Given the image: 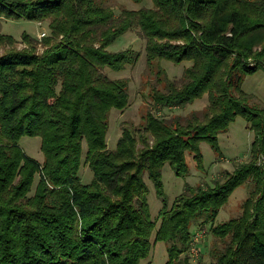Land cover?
Listing matches in <instances>:
<instances>
[{
	"label": "trees",
	"instance_id": "trees-1",
	"mask_svg": "<svg viewBox=\"0 0 264 264\" xmlns=\"http://www.w3.org/2000/svg\"><path fill=\"white\" fill-rule=\"evenodd\" d=\"M152 3L116 15L104 0H0V17L49 28L40 40L24 32L28 47L0 53V264H141L158 241L167 244L168 264H192L198 223L210 224L214 240L206 264H264V103L242 88L246 75L264 70V0ZM133 28L145 39L148 68L156 67L154 107L138 125L124 121L110 149V113L127 107L129 79L105 69L122 70L140 52L109 47ZM15 41L0 34V46ZM163 60L190 64L175 79ZM204 96L201 110L157 113ZM238 115L254 134L248 159L212 184L187 183L169 203L164 165L187 175L190 156L203 171L201 143L222 157L219 134ZM23 136H40L42 162L22 148ZM82 161L90 182L79 176ZM146 177L162 202L158 226ZM247 182L241 213L215 223Z\"/></svg>",
	"mask_w": 264,
	"mask_h": 264
},
{
	"label": "rangeland",
	"instance_id": "rangeland-1",
	"mask_svg": "<svg viewBox=\"0 0 264 264\" xmlns=\"http://www.w3.org/2000/svg\"><path fill=\"white\" fill-rule=\"evenodd\" d=\"M105 4L114 9L115 14H119L122 8L138 9L143 6H152V0H104ZM24 32L40 40L43 32L45 35L49 33L47 21H34L26 19H7L0 17V34H9L16 39L12 44L0 46V53L15 47L23 49L28 47L27 42L22 38ZM130 48L140 52V57L137 62L127 65L122 70H111L106 68L105 72L111 77H127L129 79V102L123 110L112 109L109 117V129L107 132V146L113 149L116 146L117 140L122 132L123 122L129 121L138 125L141 122V115L146 112L147 108L153 106L149 96L150 82L156 78V67L151 71L146 64L145 58V39L141 36L137 28L126 31L122 34L109 49L119 50ZM37 49L42 51L40 43L37 44ZM190 62L174 64L171 61L163 60L161 65L167 70L169 77L179 79L182 75L183 68L189 65ZM242 88L248 93L256 95V99L264 103V70L259 69L253 74L246 75ZM208 103L206 96L195 100L192 104L185 108H164L157 112L159 115L169 116L171 113H179L186 115L192 110H201ZM253 131L248 127V122L244 117L238 115L230 124L228 131L219 134V145L222 157L213 150L210 143L203 141L201 150L203 153L204 170H199L194 164L190 156L187 157L190 172L184 176H177L170 165L166 163L162 169V180L164 183V191L169 199V203L183 191L187 183L190 184H212L214 179L221 175L223 169H232L234 162L246 160L249 157L250 145L253 140ZM20 144L25 152L39 160L43 161V153L41 151L40 136H23L20 139ZM85 152V146H84ZM84 159V155H83ZM79 176L82 182H90L93 177V172L84 161L79 169ZM39 176L36 175L33 190L38 181ZM146 182L149 186L148 202L152 218L155 219L156 225H159L157 219L158 211L161 208V199L157 196L153 183L146 177ZM251 183L247 182L244 185L238 186L231 194L228 202L220 209L215 223L223 222L231 217L238 216L242 210V202L248 195ZM32 190V192H33ZM210 224H196L191 227L192 237L197 233H202V236L195 242L199 249L198 254L193 256L190 254L192 264H206L210 260L209 249L213 244V237L209 232ZM218 242V241H217ZM167 244L165 241H158L150 250L147 258L141 261V264H168ZM170 264H180L175 261Z\"/></svg>",
	"mask_w": 264,
	"mask_h": 264
},
{
	"label": "built area",
	"instance_id": "built-area-1",
	"mask_svg": "<svg viewBox=\"0 0 264 264\" xmlns=\"http://www.w3.org/2000/svg\"><path fill=\"white\" fill-rule=\"evenodd\" d=\"M41 36L45 35V32L41 33ZM202 236V233H197L195 236L192 237L191 242H190V254L193 256V254L197 255L199 252L198 247L196 246L195 242Z\"/></svg>",
	"mask_w": 264,
	"mask_h": 264
}]
</instances>
